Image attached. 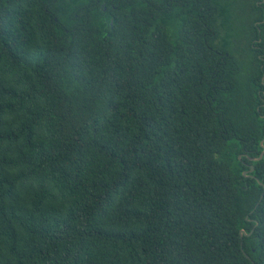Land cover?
Listing matches in <instances>:
<instances>
[{
	"label": "trees",
	"instance_id": "trees-1",
	"mask_svg": "<svg viewBox=\"0 0 264 264\" xmlns=\"http://www.w3.org/2000/svg\"><path fill=\"white\" fill-rule=\"evenodd\" d=\"M263 151L264 0H0V264H264Z\"/></svg>",
	"mask_w": 264,
	"mask_h": 264
},
{
	"label": "water",
	"instance_id": "water-1",
	"mask_svg": "<svg viewBox=\"0 0 264 264\" xmlns=\"http://www.w3.org/2000/svg\"><path fill=\"white\" fill-rule=\"evenodd\" d=\"M262 145H263V142H262ZM263 156H264V151H263V153L261 154V156H260L259 159H261ZM254 160H256V159H254ZM251 170H254V168H252ZM244 234H246V233H245L244 230H242V231H241V236H243ZM246 235H250V234H246Z\"/></svg>",
	"mask_w": 264,
	"mask_h": 264
}]
</instances>
